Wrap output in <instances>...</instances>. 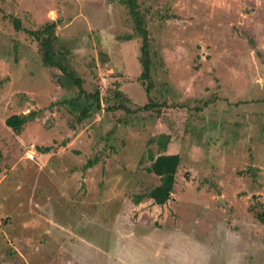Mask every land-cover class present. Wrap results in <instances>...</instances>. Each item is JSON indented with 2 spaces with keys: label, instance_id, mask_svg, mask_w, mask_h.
Listing matches in <instances>:
<instances>
[{
  "label": "rangeland",
  "instance_id": "374dc122",
  "mask_svg": "<svg viewBox=\"0 0 264 264\" xmlns=\"http://www.w3.org/2000/svg\"><path fill=\"white\" fill-rule=\"evenodd\" d=\"M137 4L160 113L124 126L103 109L115 90L132 110L148 102L136 81L145 33L119 0H0V264H264V0ZM11 19L55 22L58 56L99 91V110L64 104L78 88ZM32 111L19 134L6 127ZM169 155L173 193L154 201L151 168Z\"/></svg>",
  "mask_w": 264,
  "mask_h": 264
},
{
  "label": "trees",
  "instance_id": "16d2710c",
  "mask_svg": "<svg viewBox=\"0 0 264 264\" xmlns=\"http://www.w3.org/2000/svg\"><path fill=\"white\" fill-rule=\"evenodd\" d=\"M119 3L125 7L127 10L131 21L134 25V29H140L145 33V38L143 44L140 47V56L139 64L141 66V72L137 77L136 81L144 89L146 94L147 104L143 106H137L136 109H131L129 105L127 106L128 99L124 96L119 90H115L113 93L112 99H115L116 104L111 106H106L104 112H116L122 111L125 115L124 118H118V123L127 126L128 119L135 115L137 112L141 111H153L156 109L157 113H160V107L158 104L152 102L149 98V93L151 91V70H152V61H151V46L148 39V32L146 26L143 22L142 15L139 11L137 0H119ZM11 23L15 31H23L29 37L33 38L39 44V52L41 55V60L43 66L57 70L65 82L70 86H75L78 88V93L75 98L67 100L64 104L70 106L75 110L80 111L81 117H88L89 114L94 113L96 110L101 108V99L100 93L98 90H95L93 93H87L83 89V80L80 79L77 73L74 70H69L67 65V59L65 55H59L56 51V41L57 36L55 35L56 24L55 22H48L42 25L36 30H28L22 27L20 20L11 19ZM126 40L132 39V36H127ZM101 62L104 63L107 59L104 54L100 55ZM105 104L109 102V98H104ZM36 115V112H29L24 115H12L5 119L4 123L6 127L10 128L15 134H19L22 127L33 119ZM129 117V118H128ZM115 126L107 133L108 136H111L115 131ZM38 151L47 154L50 152L48 147H39ZM100 161L99 156L94 157L93 159L87 160L84 169H90L94 167ZM180 164L179 156H161L158 157L153 164L151 171L154 175L159 178V184L154 186L150 190L151 198L154 201H159L164 197L169 196L173 193V188L175 184V175L177 168ZM255 217L264 224V214L258 213Z\"/></svg>",
  "mask_w": 264,
  "mask_h": 264
},
{
  "label": "built area",
  "instance_id": "2783aa9c",
  "mask_svg": "<svg viewBox=\"0 0 264 264\" xmlns=\"http://www.w3.org/2000/svg\"><path fill=\"white\" fill-rule=\"evenodd\" d=\"M25 159L27 161H30V162H34L36 160V154L33 150L31 151H28L26 154H25Z\"/></svg>",
  "mask_w": 264,
  "mask_h": 264
}]
</instances>
